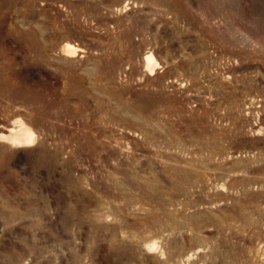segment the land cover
Wrapping results in <instances>:
<instances>
[{
    "label": "rangeland",
    "instance_id": "374dc122",
    "mask_svg": "<svg viewBox=\"0 0 264 264\" xmlns=\"http://www.w3.org/2000/svg\"><path fill=\"white\" fill-rule=\"evenodd\" d=\"M0 264H264V0H0Z\"/></svg>",
    "mask_w": 264,
    "mask_h": 264
},
{
    "label": "bare ground",
    "instance_id": "6f19581e",
    "mask_svg": "<svg viewBox=\"0 0 264 264\" xmlns=\"http://www.w3.org/2000/svg\"><path fill=\"white\" fill-rule=\"evenodd\" d=\"M76 51L77 50L75 49V47L70 46V45H65L64 50H63L64 54L67 56H74ZM152 61H153L152 57L148 56L146 59L147 64H149V65L152 64ZM11 141H13L15 143L28 144V143L32 142V134L29 130H27L25 128H20L17 134H13L11 136Z\"/></svg>",
    "mask_w": 264,
    "mask_h": 264
}]
</instances>
